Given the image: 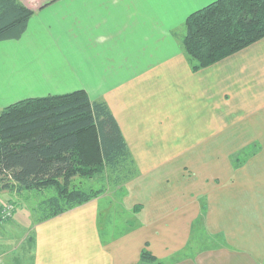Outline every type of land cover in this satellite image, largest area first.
Listing matches in <instances>:
<instances>
[{
	"label": "crops",
	"instance_id": "0c3cea01",
	"mask_svg": "<svg viewBox=\"0 0 264 264\" xmlns=\"http://www.w3.org/2000/svg\"><path fill=\"white\" fill-rule=\"evenodd\" d=\"M20 1L33 16L0 43V109L84 90L140 172L124 200L141 206L137 226L104 240L99 197L30 223V264H142L146 243L161 262L188 250L173 264H264V39L194 72L184 26L217 0Z\"/></svg>",
	"mask_w": 264,
	"mask_h": 264
},
{
	"label": "trees",
	"instance_id": "16d2710c",
	"mask_svg": "<svg viewBox=\"0 0 264 264\" xmlns=\"http://www.w3.org/2000/svg\"><path fill=\"white\" fill-rule=\"evenodd\" d=\"M32 16L20 0H0V43L20 40ZM184 28L192 70L209 68L264 39V0H217L191 14ZM138 175L108 104L91 101L84 90L23 100L0 112V193L52 191L39 204V222L99 198L104 182L120 187ZM94 178L103 181L100 189L77 185ZM174 262L158 261L148 243L141 251L142 264Z\"/></svg>",
	"mask_w": 264,
	"mask_h": 264
},
{
	"label": "rangeland",
	"instance_id": "374dc122",
	"mask_svg": "<svg viewBox=\"0 0 264 264\" xmlns=\"http://www.w3.org/2000/svg\"><path fill=\"white\" fill-rule=\"evenodd\" d=\"M11 48L12 46L10 44L0 45V49L4 51ZM3 54L5 53L0 52L1 61L7 58V56H4ZM2 110L3 109H0V112ZM138 176L136 178H138ZM129 183L120 187H114L104 182L106 185V192L100 196L101 210H103L102 223L104 226L102 229L104 240L108 241L119 235H123L126 232V229L132 227L130 224H133V226H137L139 224L137 218L140 217L139 214L141 209L138 211L133 210L132 213H130L124 206V200L128 195L126 186ZM77 185L84 189H100L103 186V181H101L99 178H94L93 180H82L81 183ZM48 191L40 192L41 194H38L39 192L37 191H33L24 193L21 196L10 192L0 193V210H2L8 203H11L14 205V210L16 211V215H14V212L12 218L4 224L10 223L15 218L18 221V227L15 233L16 238L8 239L6 243H0V264H30L32 238L28 236L29 230L25 229L30 223L37 222L41 218V214L38 210L39 204L49 193H52V191ZM12 250H15V253L11 254L10 251ZM188 255V250H184L174 259L181 260Z\"/></svg>",
	"mask_w": 264,
	"mask_h": 264
},
{
	"label": "built area",
	"instance_id": "2783aa9c",
	"mask_svg": "<svg viewBox=\"0 0 264 264\" xmlns=\"http://www.w3.org/2000/svg\"><path fill=\"white\" fill-rule=\"evenodd\" d=\"M14 209V205L8 203L2 210H0V225H3L12 218Z\"/></svg>",
	"mask_w": 264,
	"mask_h": 264
}]
</instances>
